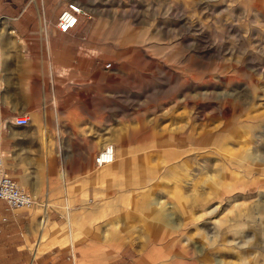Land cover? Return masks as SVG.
I'll use <instances>...</instances> for the list:
<instances>
[{
  "label": "rangeland",
  "instance_id": "1",
  "mask_svg": "<svg viewBox=\"0 0 264 264\" xmlns=\"http://www.w3.org/2000/svg\"><path fill=\"white\" fill-rule=\"evenodd\" d=\"M92 9L112 58L85 92L108 103L114 162L97 167L96 149L80 169L29 167L39 211L71 206L64 264H264V0Z\"/></svg>",
  "mask_w": 264,
  "mask_h": 264
},
{
  "label": "crops",
  "instance_id": "2",
  "mask_svg": "<svg viewBox=\"0 0 264 264\" xmlns=\"http://www.w3.org/2000/svg\"><path fill=\"white\" fill-rule=\"evenodd\" d=\"M95 1L0 0V154L7 172L36 199L32 155L69 156L70 167L61 169H80L81 156H92L111 138L108 103L97 112L85 92L110 79L105 64L112 51L93 15ZM69 2L84 12L61 32L56 20ZM20 116L28 118L25 124L16 122ZM51 200L45 204L56 206L41 212L34 204L9 208L0 198V264H64L70 258L69 248L56 242L55 227L70 218L71 206L65 197Z\"/></svg>",
  "mask_w": 264,
  "mask_h": 264
},
{
  "label": "built area",
  "instance_id": "3",
  "mask_svg": "<svg viewBox=\"0 0 264 264\" xmlns=\"http://www.w3.org/2000/svg\"><path fill=\"white\" fill-rule=\"evenodd\" d=\"M84 12L82 7L76 2H69L61 11L57 20L56 27L61 32L71 29L78 20V14ZM110 66V62L105 64ZM28 118L20 116L16 119L19 124H25ZM115 158V146L111 142L105 143L94 154L93 161L97 167L112 162ZM0 198L3 199L9 208L31 207L36 201L35 196L26 188L22 187L17 180L11 176L4 168L3 157L0 154Z\"/></svg>",
  "mask_w": 264,
  "mask_h": 264
},
{
  "label": "bare ground",
  "instance_id": "4",
  "mask_svg": "<svg viewBox=\"0 0 264 264\" xmlns=\"http://www.w3.org/2000/svg\"><path fill=\"white\" fill-rule=\"evenodd\" d=\"M112 162H114V160L112 161ZM111 163V162H110ZM109 164V163H108ZM34 195V194H33Z\"/></svg>",
  "mask_w": 264,
  "mask_h": 264
}]
</instances>
